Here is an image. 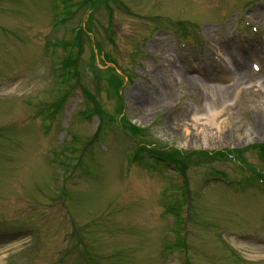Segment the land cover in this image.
Segmentation results:
<instances>
[{
    "label": "rangeland",
    "instance_id": "obj_1",
    "mask_svg": "<svg viewBox=\"0 0 264 264\" xmlns=\"http://www.w3.org/2000/svg\"><path fill=\"white\" fill-rule=\"evenodd\" d=\"M263 244L264 0H0V264Z\"/></svg>",
    "mask_w": 264,
    "mask_h": 264
},
{
    "label": "bare ground",
    "instance_id": "obj_2",
    "mask_svg": "<svg viewBox=\"0 0 264 264\" xmlns=\"http://www.w3.org/2000/svg\"><path fill=\"white\" fill-rule=\"evenodd\" d=\"M226 89H229V88H226ZM223 117L224 116L222 112H219V113L214 112L211 115H208L204 119H198V118L192 117L190 127L193 129V131H195V133H198V134H203L205 133V131H208V129L210 128H216V130H218V133L216 134V136L221 138L223 136L222 125L225 121ZM257 248L264 250V244L261 246H258Z\"/></svg>",
    "mask_w": 264,
    "mask_h": 264
},
{
    "label": "trees",
    "instance_id": "obj_3",
    "mask_svg": "<svg viewBox=\"0 0 264 264\" xmlns=\"http://www.w3.org/2000/svg\"><path fill=\"white\" fill-rule=\"evenodd\" d=\"M91 1V0H90Z\"/></svg>",
    "mask_w": 264,
    "mask_h": 264
}]
</instances>
